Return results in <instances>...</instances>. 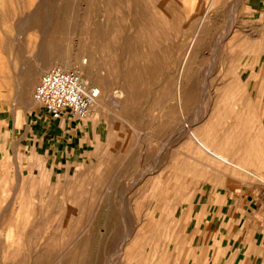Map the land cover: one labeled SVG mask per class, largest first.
I'll return each instance as SVG.
<instances>
[{
  "label": "rangeland",
  "instance_id": "obj_1",
  "mask_svg": "<svg viewBox=\"0 0 264 264\" xmlns=\"http://www.w3.org/2000/svg\"><path fill=\"white\" fill-rule=\"evenodd\" d=\"M230 2L0 0V264H163L182 242L264 238V212L227 197L250 169L212 150L236 145L227 116L252 93ZM69 61L101 97L72 150L27 149L34 89Z\"/></svg>",
  "mask_w": 264,
  "mask_h": 264
},
{
  "label": "crops",
  "instance_id": "obj_2",
  "mask_svg": "<svg viewBox=\"0 0 264 264\" xmlns=\"http://www.w3.org/2000/svg\"><path fill=\"white\" fill-rule=\"evenodd\" d=\"M233 1L228 5L244 8V14L235 19V31L230 37L236 40V48L239 49H236V54L246 56L242 63L245 65L243 69L250 72L247 84L251 86L252 93L236 100L242 106H238L235 112H230L227 116L235 119L231 125L234 127L236 145L228 148L220 142L212 146V150L227 158L222 160L218 157L224 168L243 172L246 171L240 166L250 169V171L246 169L249 178L232 180L247 182L250 186L237 191L230 190L227 197L237 201L234 214L245 215L248 211L255 217L264 212V203L259 202V199H264V191L256 183L262 181L258 176H264V0ZM216 4L213 2L207 5ZM241 22L244 24L241 25ZM242 39L245 41L244 47L240 43ZM76 120L67 117L52 119L41 107L40 112L31 120L24 146L28 149V141H32L36 149L53 152V155L68 152L72 150L69 147L70 140L75 132L78 133L77 128L81 124ZM199 145L209 152L203 144ZM257 203H261L260 209L256 208ZM213 243L207 250L204 242L201 244L182 242L178 245L180 249H176L177 245H174L172 254L166 255L162 263L264 264V238L234 237L215 240Z\"/></svg>",
  "mask_w": 264,
  "mask_h": 264
},
{
  "label": "built area",
  "instance_id": "obj_3",
  "mask_svg": "<svg viewBox=\"0 0 264 264\" xmlns=\"http://www.w3.org/2000/svg\"><path fill=\"white\" fill-rule=\"evenodd\" d=\"M100 97V89L88 85L79 70L61 66L43 74L33 92V100L55 120L88 119Z\"/></svg>",
  "mask_w": 264,
  "mask_h": 264
},
{
  "label": "bare ground",
  "instance_id": "obj_4",
  "mask_svg": "<svg viewBox=\"0 0 264 264\" xmlns=\"http://www.w3.org/2000/svg\"><path fill=\"white\" fill-rule=\"evenodd\" d=\"M70 65H72L71 62H70V61L67 62V63H66V68H68ZM98 101H99V100H98ZM97 103H98V102H97ZM222 160H223V159H222ZM222 160H221V161H222ZM225 160H226V159H225ZM226 163H227V162H226ZM228 163H229V162H228ZM227 166H228V165H227Z\"/></svg>",
  "mask_w": 264,
  "mask_h": 264
}]
</instances>
